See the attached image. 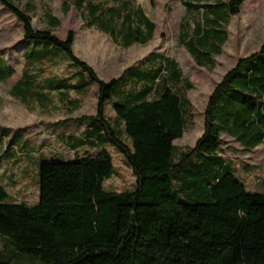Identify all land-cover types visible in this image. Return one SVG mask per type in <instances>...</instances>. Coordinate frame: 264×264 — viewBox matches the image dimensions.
<instances>
[{
	"label": "trees",
	"instance_id": "trees-1",
	"mask_svg": "<svg viewBox=\"0 0 264 264\" xmlns=\"http://www.w3.org/2000/svg\"><path fill=\"white\" fill-rule=\"evenodd\" d=\"M242 2L207 4L202 13L236 16ZM0 5L31 44L24 51L28 63L44 64L62 55L86 78L78 85L60 81L55 89L98 87L94 115L51 125L89 123V137L99 146L94 154L40 162L38 202L31 207L8 203L0 182V238L11 246L16 264H264V193H248L233 168L216 155L222 133L246 150L264 144V43L216 83L202 112L200 137L174 161L173 143L192 117L185 97L192 85L173 60L163 58L157 70L142 76L141 91L126 93L123 81L99 79L74 56L72 32L61 41L49 31L34 30L31 18L9 0ZM97 9L90 7L89 13ZM136 17L146 26V38L132 31L128 39L145 43L153 25L141 13ZM129 22L130 17L123 21ZM10 75L8 67H0L1 81ZM151 94L156 97L149 99ZM108 102L130 147L105 118ZM0 131L3 136L9 130ZM106 144L125 158L136 179L133 190L117 193L104 187L114 174Z\"/></svg>",
	"mask_w": 264,
	"mask_h": 264
},
{
	"label": "rangeland",
	"instance_id": "rangeland-1",
	"mask_svg": "<svg viewBox=\"0 0 264 264\" xmlns=\"http://www.w3.org/2000/svg\"><path fill=\"white\" fill-rule=\"evenodd\" d=\"M64 0H16V4L25 7L26 3L33 11L31 14V26L33 29H41L42 25L38 22L36 16H40L45 10L53 12L59 17L62 24L55 31V36L65 38L69 31L74 33L73 53L92 65L97 76L104 80L111 78H123L126 67L138 60L147 53L156 49L161 52L165 60H176L182 68V78L188 80L192 88L186 91L185 97L191 105V118H187L186 128L180 139L174 141L175 159L183 151L194 146L203 130L202 112L216 83L220 81L223 75L233 67L234 61L239 57L249 55L257 51L264 43V0H245L241 13L231 16L227 24L228 40L223 48V54L215 61L213 69L197 70L187 54L178 47L176 43V34L178 20L182 15L177 0H135L143 5L149 18L158 27L154 41L145 49L133 48L125 50L119 45H115L110 38L97 31L95 28H89L85 21H90L91 16L87 14L90 7L96 6L95 23L104 21L107 18L111 7H118L119 4L113 0H82L83 16L80 17L71 6V0L68 1L69 12L63 15L61 3ZM36 15V16H35ZM120 20H116L114 25L119 26ZM27 44L21 37V26L19 22L7 11L0 7V53L4 54L6 61L11 66L14 76L5 85L0 84V125L12 127L8 131L12 140L18 145L20 156L27 155V151L48 149L43 157H36L35 166H31L23 181L26 200L23 202L31 207L38 202V162H70L74 161V154L68 152L64 146L56 139L66 134L78 135L79 126L62 125L60 129H54L53 135H48L46 142H52V145L38 144V135L35 131L40 126L45 127L47 122L54 123L68 118H76L81 115L90 114L94 110L93 93L88 96V100L81 101L75 110L66 101H60L59 95L52 93L51 103L45 107L39 105L35 100H19L17 93L8 95L9 86L17 80L21 69L24 66L22 53ZM56 66L46 67L40 64L41 68L47 69L43 75H50L55 78H66L72 73L73 68L69 67L67 61L62 58L56 59ZM135 64V65H136ZM179 86H183L180 84ZM13 96V98H12ZM14 96L16 98H14ZM70 99L77 98L73 92L67 94ZM155 94H151L149 99H154ZM117 99H114V102ZM105 118L112 128L117 131L119 138L127 145L131 146V140L124 132L123 123L115 117L111 107V102L105 106ZM1 132V131H0ZM112 159L114 174L109 180H105L103 185L106 189L114 192L131 191L135 187L136 179L131 169L126 165L125 158L109 145L103 146ZM99 146H89L80 149L78 155L94 154ZM26 151V152H25ZM45 151V150H44ZM85 151V153L83 152ZM30 153V152H29ZM216 155L223 159L226 164L234 170L235 177L245 185L246 191L250 194L264 193V144L255 147L252 150H246L236 139L221 134V144ZM33 164V162L31 163ZM22 184V183H21ZM8 203H12L7 200ZM0 262L16 264L17 258L9 243L4 238H0ZM24 263L29 261L24 260Z\"/></svg>",
	"mask_w": 264,
	"mask_h": 264
},
{
	"label": "crops",
	"instance_id": "crops-1",
	"mask_svg": "<svg viewBox=\"0 0 264 264\" xmlns=\"http://www.w3.org/2000/svg\"><path fill=\"white\" fill-rule=\"evenodd\" d=\"M19 9L24 11L31 19V14H33L32 9L26 3L25 7H20L15 2L16 0H9ZM66 3L63 5V3ZM71 6L74 7L75 11L79 14L80 17H83V4L82 0H71ZM114 3L119 4L118 7L114 6L106 10L108 11V17L104 19V21L95 23L96 19V12L93 16L89 13V9L87 14L91 16L90 21H85L89 28L93 27L97 31L107 35L110 40L115 44L119 45L121 48L125 50H131L133 48H147L152 41H154L157 33L158 27L156 24L149 18L147 14L146 8L139 2H135V0H113ZM178 5L181 9L182 15L178 20V27H177V34H176V43L180 49H182L187 56L190 58L191 62L194 64V68L197 70H211L215 66V61L218 57H221L223 54V48L228 40V32H227V24L230 17L227 16L226 7L224 8V14L220 16H214L212 14H205L202 13L203 7L207 4L213 3H222L226 4L228 0H177ZM245 3L243 0L242 4L239 7V14L241 13L242 6ZM63 15L66 16L69 12L68 1L64 0L61 3ZM0 7L4 9L1 5ZM5 10V9H4ZM98 10V9H97ZM7 11V10H5ZM8 12V11H7ZM9 13V12H8ZM138 13H141L142 19L147 20L153 25V31L151 37L145 42L140 43L138 41H130L129 34L132 31H139L140 39L146 38V26L143 21L139 20L137 16ZM10 14V13H9ZM11 15V14H10ZM12 16V15H11ZM36 16V15H35ZM225 16V17H224ZM13 17V16H12ZM38 22L42 25L41 29H36L37 31L46 30L52 33L55 36V31L57 28L60 27L63 22L58 16L53 14V12H49L45 10L42 12L40 16H36ZM130 17L129 23H123L124 20H128ZM224 17V19H223ZM116 20H120L121 23L119 26L114 25ZM107 21V22H106ZM218 21V22H216ZM20 24V23H19ZM21 26V25H20ZM212 29V30H211ZM35 30V29H34ZM219 31V32H218ZM72 32L73 31H69ZM68 32V33H69ZM224 32V33H223ZM66 34L65 38L57 37L59 40L64 41L68 35ZM74 35V33H73ZM222 38L223 41H220ZM27 46L24 49L28 50L31 47V44L26 42ZM74 39L72 44V51H73ZM188 48H191V51H194V55H192ZM24 51L22 53V58L24 61V66L20 71V74L16 81L12 85L9 86L8 95L11 93H17L19 100H25L29 97L30 101L35 100L39 105L45 107L47 104H50L51 95L52 93H56L59 95L58 99L60 101H66L71 110H75L81 101L88 100L89 94L93 93V102L94 106H96L97 95H98V87L95 83L90 84L87 87L81 89H55V85L60 81H65L68 85H78L85 83L86 78L79 74L76 69H74L70 63L67 61L69 67L73 68L72 73L70 72L69 76L66 78H55L50 75H43L47 72V69L41 68V65L38 63H28L27 60L24 58ZM74 54V53H73ZM250 55V54H249ZM74 56L78 58L80 61L84 60L80 58L78 55ZM196 56L199 59H196ZM248 55L239 57L244 58ZM65 59L62 55H58V58ZM203 57V59H200ZM56 59H50L45 61L46 67H54L56 66L57 62ZM66 60V59H65ZM139 63L136 64L131 62L129 66L126 67L125 73L123 78H111V79H101L105 82L110 81L112 79H117L123 81L125 86L124 91L126 93H137L141 91L144 87L142 76L147 74L148 72H154L157 70L163 61V56L158 49L147 53L145 56H142ZM86 63L88 62L82 61ZM173 63L176 65L177 69L181 72L182 75V68L176 60H173ZM236 61H234L233 66L235 65ZM136 64V65H135ZM6 66L10 69L11 75L4 81L0 80V84L5 85L13 76L14 72L11 66L6 61L4 54L0 53V67ZM92 69V65L90 66ZM94 71V69H93ZM95 72V71H94ZM96 74V72H95ZM3 74L1 73V76ZM97 75V74H96ZM73 92L77 95V98L70 99L67 97V94ZM13 98V96H12ZM14 98H16L14 96ZM94 110L90 114L85 115H94ZM84 116V115H81ZM80 117V116H79ZM77 118V117H76ZM58 122V121H56ZM54 122V123H56ZM54 123L47 122L46 126H40L35 132V135H38V144L44 145H52V142H46L48 135H53V130L60 129V127H52L51 125ZM79 126L78 135L66 134L64 137L58 136L57 141L60 142L64 148L74 154V159L76 157H80L78 155V151L80 149H84L85 147L89 146H96V141L93 138L89 137L91 126L89 123L83 124H76ZM0 128H4L7 130H11L12 127L0 125ZM45 150V151H44ZM48 149H39V150H31L27 151V155L20 156V150L18 145L12 140L10 133L6 132L5 135H0V182L4 186L7 194L8 200L12 203H23L26 200L25 194L21 192V189L24 190V180L26 179V174L30 171L31 166H35L34 163L36 157H40L44 155ZM26 152V151H25ZM30 152V153H29ZM48 152V151H47ZM85 153V151H83ZM83 154L81 156H84ZM33 162V164H31ZM39 164V162H38ZM39 166V165H38ZM22 183V184H21ZM24 204V203H23Z\"/></svg>",
	"mask_w": 264,
	"mask_h": 264
}]
</instances>
